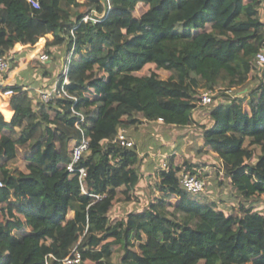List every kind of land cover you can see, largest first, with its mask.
<instances>
[{
    "label": "trees",
    "instance_id": "trees-1",
    "mask_svg": "<svg viewBox=\"0 0 264 264\" xmlns=\"http://www.w3.org/2000/svg\"><path fill=\"white\" fill-rule=\"evenodd\" d=\"M34 1L38 7L0 0V57L9 63L3 79L15 67L12 44L40 41L47 54L64 51L57 82H68L66 95L47 103L26 84L9 85L15 95L2 111L10 120L0 111V264H66L76 253L79 262L71 264H264L260 0H90L83 12H75L77 0ZM139 4L147 8L134 16ZM43 63L36 57L21 73L47 77ZM236 88L248 91L236 96ZM208 90L219 102L209 125L199 126L198 151L215 157L217 175L242 200L239 211L226 213L206 192L183 189L182 174L203 178V164L181 166L173 154L147 176L158 195L140 211L111 216L121 196L135 198L144 177L137 144L121 145L118 134L159 118L192 125ZM82 137L87 149L68 172ZM240 178L250 187L237 188Z\"/></svg>",
    "mask_w": 264,
    "mask_h": 264
},
{
    "label": "rangeland",
    "instance_id": "rangeland-1",
    "mask_svg": "<svg viewBox=\"0 0 264 264\" xmlns=\"http://www.w3.org/2000/svg\"><path fill=\"white\" fill-rule=\"evenodd\" d=\"M81 2H83V4L80 5ZM89 2L90 0H77L78 6L75 12H83ZM146 8L147 7L143 6L142 4H139L134 10V16L141 15L146 10ZM261 19L264 20V13H261ZM71 20L72 17L70 18V21ZM57 36L61 39L64 38V35L59 32ZM50 38L52 39L53 37ZM38 44H40V41L37 43V45ZM45 44L43 46H39L40 54H47L42 51V49L45 47ZM15 49L16 51L20 50V46L15 47ZM12 50L13 49L11 48V52ZM52 50L53 53L48 54V56L53 62H49L50 60H48L46 63L42 64V68H47L50 72V75L48 76L50 82L58 78L59 74L63 70V63L65 62V54L62 49L59 51L62 54L61 58H57V56H59V52L56 47L52 48ZM11 56L13 58L15 53H11ZM145 72L146 70H143L141 74L144 75L146 74ZM19 73H21V71H19L18 74ZM170 74L171 73L169 72H162L160 77L165 79L169 77ZM3 76L4 75L0 76V80L3 79ZM45 82H43V84L48 86V84ZM254 84L255 82L250 81L248 84L249 88L251 85L254 86ZM150 86L153 88L151 83ZM246 91L248 90L236 88L235 90L231 91V93H235L236 96H242V94L244 95ZM211 92L213 97L216 96L215 91ZM213 97L211 104L207 106H202L201 104L197 105L193 112L194 123L192 125H167L164 123V121L160 122L157 119L147 120L136 127L123 130L125 135L130 137L131 141L135 142L140 149V155L142 156V166L139 168V170L143 173L144 177L137 186L135 198L132 201L124 202L121 200V196L120 201H118L111 209V216L120 218L125 216L130 211H140L145 208L148 205V201L158 195V193H154L152 189L151 183L153 180L147 179L149 172H152L154 168L150 167V169L147 167L150 165L159 167L160 162L162 165L164 158L170 157L173 154H175L176 157L175 161L181 166H183L185 162L203 164V168L205 170L202 171V179H204L206 184L203 193L206 192L209 200H212L218 207L224 209L226 213H235L236 211H239L238 203L241 199L236 197V190L234 186L231 185L221 174H219V176L217 175L215 157L212 155L199 153L198 151V148L201 146V130L199 126L201 124L209 125V110L212 106L219 102V99L213 100ZM246 101L247 99H245L244 104ZM163 151L166 153L162 154L161 152ZM19 167L20 169L25 170V163L20 161ZM205 171L208 173V175H205L204 177ZM220 178H222V182H224V185L222 186L218 185V180H220ZM237 186V188L241 190L250 187L245 178H240V180L237 182ZM49 187L51 192H56L57 188L55 180H51L49 182ZM257 203L260 206L258 207V210H260L263 204H259V201H256V204ZM71 215L72 213L67 211L66 218H70ZM117 261H119L118 255L113 259V262Z\"/></svg>",
    "mask_w": 264,
    "mask_h": 264
},
{
    "label": "built area",
    "instance_id": "built-area-1",
    "mask_svg": "<svg viewBox=\"0 0 264 264\" xmlns=\"http://www.w3.org/2000/svg\"><path fill=\"white\" fill-rule=\"evenodd\" d=\"M29 2L34 6L38 7V3L34 0H29ZM260 10L261 13H264V0H260ZM87 18H85V21ZM38 57L40 61H48L51 60L48 56V54H40L39 46L36 45L34 47H28V46H22L20 50L15 52V56L13 57L15 61V71L18 73L23 68H25L27 65L31 63V61ZM257 62L259 64H264V50L259 52L257 54ZM9 68V63L6 58L0 57V76H2ZM69 65H66L64 75H67ZM67 78H64L63 82L59 85L58 82L54 85L53 88L49 90H38V94L40 99L47 103L52 100H55L57 97H60L62 95H66L65 91V84H67ZM9 81L5 78L0 81V95L6 100L12 99V97L15 95L14 91L9 88ZM212 103V92L211 91H203L200 95V103L202 106H207ZM158 121L163 122L161 118L158 119ZM116 140L123 146L131 147L133 145V142L127 138V136L120 132L118 136L116 137ZM88 146V139L86 137H82L80 143L73 147L72 153H71V161L66 165V169L68 172L74 171V165L79 161L81 155L83 152L87 149ZM163 167H166L165 162L162 165ZM79 172V179L85 177L86 173L84 168H80L78 170ZM180 185L183 189L190 192L191 194H197L201 193L205 189V181L204 179L198 177L197 175H191L189 173L182 174V177L180 179ZM1 186V183H0ZM80 255L79 253L75 254L74 258L67 257L65 259L66 264L71 263H77L79 262Z\"/></svg>",
    "mask_w": 264,
    "mask_h": 264
},
{
    "label": "crops",
    "instance_id": "crops-1",
    "mask_svg": "<svg viewBox=\"0 0 264 264\" xmlns=\"http://www.w3.org/2000/svg\"><path fill=\"white\" fill-rule=\"evenodd\" d=\"M263 20V19H262ZM264 21V20H263ZM47 37V36H46ZM51 39V38H50ZM50 41V40H49ZM15 44H18L19 46H20V48L22 47V45L21 44H19V43H13L12 44V52L11 53H15L16 52V49H15ZM38 46H39V44H38ZM13 62L15 63V61H14V59H13ZM28 66V65H27ZM64 67H65V64H64ZM26 68V67H25ZM24 69V68H23ZM22 69V70H23ZM16 69H13L10 73H9V75L6 77V79L9 81V84H14L16 81H18L19 83H21V84H26L28 87H25V88H27V89H34L36 92H38V90H41V88H40V86H45L44 84H43V82H45V81H47V82H45V83H47L48 85H49V89H51V88H53L54 87V85L57 83V81H58V78H56V79H54V80H52V82H50V80L48 79L49 77L47 76V77H43V76H41V75H39V73L37 72V73H35V72H33L32 74H30V72H27V75H25L24 73L22 74V73H17L16 71H15ZM21 70V71H22ZM4 80V79H3ZM34 81H36V83H34ZM49 89H47V90H49ZM2 97H0V99H1ZM4 98H2L1 100H0V103L3 101H5L3 104H0V111L3 113V111L5 110V111H7V109H8V103H7V100L6 99H4ZM3 110V111H2ZM13 112H14V108H13V105H12V114H13ZM4 115V117H5V119L6 120H10V118H11V116H10V118H7L6 116H5V114H3ZM122 130H124V129H122ZM132 138V137H131ZM162 154L163 153H166L165 151H163V152H161ZM160 164H161V162H160ZM162 165H163V162H162ZM141 166H142V164H141ZM150 167H152V168H154V170L156 169V167H158V166H153V165H150L149 167H147V168H150ZM142 169H143V167H142ZM151 169V168H150ZM22 170V169H21ZM153 170V171H154ZM205 170V169H204ZM24 172L26 171V170H23ZM152 171V172H153Z\"/></svg>",
    "mask_w": 264,
    "mask_h": 264
}]
</instances>
